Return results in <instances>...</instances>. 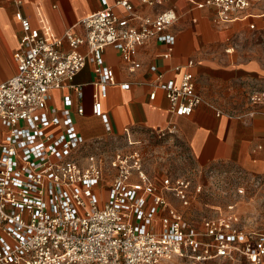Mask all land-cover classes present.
Segmentation results:
<instances>
[{
	"label": "built area",
	"instance_id": "2783aa9c",
	"mask_svg": "<svg viewBox=\"0 0 264 264\" xmlns=\"http://www.w3.org/2000/svg\"><path fill=\"white\" fill-rule=\"evenodd\" d=\"M137 1L161 5L167 0ZM253 1L192 0L197 6H213L217 23L246 18ZM115 6L124 14L105 4L82 17L77 24L83 35L68 28L55 36L33 27L21 11L14 13L21 28L12 55L15 71L0 80V264H174L218 259L264 264V231L241 224L234 205L215 209L198 228L190 225L165 194L170 191L188 205V179L165 177L157 187L135 148L106 151L99 140L94 142L96 150L83 153L71 114L51 104L55 90L62 94L73 89L81 98V87L73 80L89 56L95 75L92 113L106 124L101 99L116 81L113 70L103 63L104 49H116L130 72L141 65L137 48L151 39L165 43L164 55H170L175 36L169 29L179 19L173 7L142 16L131 0H118ZM64 41L68 52L61 50ZM82 45L87 49L84 54L78 50ZM231 51L233 47L226 49ZM191 65L189 61L187 66ZM174 70L179 80L163 81L158 74L149 98L161 90L170 113L189 116L202 98L195 91L192 72L179 65ZM247 101L264 103V88L251 89ZM173 133L170 127L152 135ZM126 143L135 144L128 136Z\"/></svg>",
	"mask_w": 264,
	"mask_h": 264
},
{
	"label": "crops",
	"instance_id": "0c3cea01",
	"mask_svg": "<svg viewBox=\"0 0 264 264\" xmlns=\"http://www.w3.org/2000/svg\"><path fill=\"white\" fill-rule=\"evenodd\" d=\"M116 1L22 0L17 5L14 0H0V80L8 79L15 71L12 55L21 34L20 24L14 17L17 10L43 32L62 36L66 29L72 28L83 35L78 21L105 4L124 14L122 8L115 6ZM131 2L134 11L142 16H154L173 7L179 15L178 21L169 29L175 41L168 56L164 55L168 46L156 39L139 46L136 58L141 65L133 72L128 71L116 49L111 46L104 49L103 63L113 70L116 81L106 87V96L101 99L106 124L92 113L95 75L89 56L73 80L74 85L81 87V98L73 89H64L62 94L58 90L51 93V104L67 109L71 114L74 130L81 139L82 152L96 150L94 142L99 140L107 149L106 142L117 139L126 142L127 136L134 141L172 127V135L185 144L189 159L197 168L230 165L264 179V103L249 105L241 112H224L212 92L217 88L215 91L227 93L238 80L245 81L250 90L264 88V58L259 60L254 49L248 50L245 59L238 53L232 54L233 51L226 52L243 38L251 46L264 43V0H254L246 10V18L223 23L214 21L216 9L213 6H197L192 0H167L161 5ZM69 49L64 41L62 52ZM78 50L83 54L87 51L85 45ZM189 61L192 65L188 67ZM177 65L192 72L195 91L202 98L189 116L170 113L161 90H156L153 99L149 98L151 84L158 74L162 75L163 81L179 80L180 75L174 70ZM152 66L155 71L151 70ZM122 83L129 86L123 88ZM79 107L81 113L77 112ZM217 111H220L219 115Z\"/></svg>",
	"mask_w": 264,
	"mask_h": 264
},
{
	"label": "rangeland",
	"instance_id": "374dc122",
	"mask_svg": "<svg viewBox=\"0 0 264 264\" xmlns=\"http://www.w3.org/2000/svg\"><path fill=\"white\" fill-rule=\"evenodd\" d=\"M232 54L238 53L239 57L246 58L248 50L254 49L255 54L264 58V43L248 44L246 38L232 45ZM245 81H237L236 86H231L227 93L217 92L213 88L216 101L221 104L220 110L224 112H241L249 107L247 95L250 86ZM250 87V88H249ZM228 88L226 89V91ZM133 140V139H132ZM134 145H127L123 139L106 142V151L115 147L124 150L137 149L142 155V166L148 176L159 187L165 177L170 180L186 178L190 181L187 190L189 204L184 206L170 191H166V198L172 206L179 210L190 225L198 228L205 217L211 216L215 209L223 210L228 205L240 217V222L246 227L264 228V179L253 177L237 167L230 165H215L208 169H200L192 164L185 144L175 135L158 137L157 135H144L134 139ZM200 190L197 191V187ZM100 196V191H97ZM174 264H231L225 259L192 263L176 260ZM239 264H246L239 262Z\"/></svg>",
	"mask_w": 264,
	"mask_h": 264
}]
</instances>
